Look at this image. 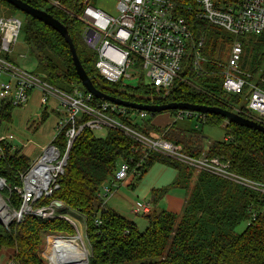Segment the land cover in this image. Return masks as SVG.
<instances>
[{"label": "trees", "instance_id": "obj_1", "mask_svg": "<svg viewBox=\"0 0 264 264\" xmlns=\"http://www.w3.org/2000/svg\"><path fill=\"white\" fill-rule=\"evenodd\" d=\"M24 1L67 25L83 67L95 86L105 93L143 104L188 102L228 110H234L242 100L243 95H229L223 90V64L218 58L234 37L220 27L195 21V37H204L200 48L202 70H196L192 55H187L180 79L164 96L144 84L143 78L138 85L129 86L108 82L100 76L95 66L97 54L84 44V25L73 15L79 13L81 0H54L57 5L51 0ZM0 8L12 15L24 14L21 36L26 57L36 64L33 71L38 76L61 91L69 88L87 91L76 72L69 45L58 31L4 0H0ZM240 40L243 43L240 74L264 90V32ZM94 100L105 101L96 97ZM13 108L10 104L0 106V131L2 122L11 120ZM177 111L148 112L146 118H140V111L128 108L125 115L111 116L147 137L161 134L181 145L188 156L223 157L231 161V169L238 175L253 181L264 179V133L227 122L220 115L205 114L204 119H195L197 124L224 125L227 129V139L205 146L201 129L178 126L176 122L162 128L154 123L159 114L172 116ZM107 128L103 137L96 136L90 128L81 131L69 150L64 172L57 180L58 188L33 204L43 207L57 200L64 204L63 214L82 216L90 251L86 264H264V192L205 170L195 174L193 165L150 149L118 128ZM67 129L52 141L62 154L66 151ZM0 147V180H5L0 195L8 200L11 209L19 210L23 197L17 188L23 187L22 175L32 165L28 156L10 142L1 141ZM123 161L129 163V174H135L136 182L155 163L176 169L175 184L190 189L181 213L154 207L167 189L155 192L154 206L146 215L144 227L109 208L101 190ZM64 216L41 218L28 214L8 226L0 221V252H10L8 264H46L40 254L46 233L75 234L73 223ZM242 224L245 227L239 231Z\"/></svg>", "mask_w": 264, "mask_h": 264}, {"label": "built area", "instance_id": "obj_2", "mask_svg": "<svg viewBox=\"0 0 264 264\" xmlns=\"http://www.w3.org/2000/svg\"><path fill=\"white\" fill-rule=\"evenodd\" d=\"M51 1L57 5V1ZM98 1L81 0L79 13L73 15L84 25L82 40L96 52L95 66L103 79L127 85L125 82L127 78H137L139 83L143 78L144 84L156 89L158 93L162 92L164 96L168 95L175 81L181 77L183 62L187 55H192L194 68L202 70L200 48L204 37L196 38L193 28L195 21H205L234 37L228 52V60L222 69L224 92L229 95H243L233 111L264 125V90L240 74L243 56V43L240 37L260 35L264 32V0H114L122 6L117 13L99 7ZM22 27L23 19L18 16L0 15V77H5V80L0 81V106L8 104L14 107L23 106L29 100L30 93L34 89H39L42 93V103H47L49 95L53 94L65 106L66 113L59 118L56 127L58 133L54 138L66 127L68 129L65 134L67 140L65 153L62 154L58 146L52 142L32 164L29 171L22 175L23 187L17 188L23 197L22 207L19 210L11 209L6 202L12 212L13 221H21L28 214L41 218L57 216V211L63 203L61 201L55 200L49 206L43 207L27 208V204L33 205L37 199L51 195L53 190L58 188L57 180L63 174L67 162L65 155L84 128L92 130L103 127L118 128L150 149L193 165L197 172L205 170L264 192V179L253 181L238 175L232 171L229 159L209 157L205 154L199 158L188 156L182 152L181 145L163 137H147L111 116L125 115L127 107L108 101L97 103L90 92L81 88L75 89L73 94L61 91L52 87L33 70L17 64L11 55L19 43ZM19 56L26 58V54ZM204 115L189 110H178L172 115V123L185 118L204 119ZM147 116V111H140V118ZM80 120L83 122L79 123ZM12 138V135H0V143ZM45 157H48L47 161L56 167V170L49 174L50 184L47 188L49 191L45 194L44 192L36 194L27 190L26 181ZM129 170V163L123 161L112 179L113 182L116 184L126 180L130 176ZM110 192L109 185H103L101 195L105 198ZM34 194L40 197L36 198ZM151 208L152 205L147 202L141 205L140 211L148 215ZM0 219L8 226L9 221L1 217ZM54 237L56 236L47 238L46 248L50 246L52 248L45 256L51 264H61L62 259L72 257L71 252L76 253L77 249L70 246L54 252L52 244L57 239L67 241L74 237L72 239L64 235ZM77 245L86 251V258L81 262L86 264L89 252L82 238H79ZM55 254L62 259L58 260Z\"/></svg>", "mask_w": 264, "mask_h": 264}, {"label": "rangeland", "instance_id": "obj_3", "mask_svg": "<svg viewBox=\"0 0 264 264\" xmlns=\"http://www.w3.org/2000/svg\"><path fill=\"white\" fill-rule=\"evenodd\" d=\"M97 5L111 13H115V12L117 13L119 9L122 8V6L119 5L118 3H115L114 0H99ZM0 15H12V14L8 13V10L0 8ZM14 15L18 16L19 18L23 20L25 19V16L23 13H14ZM229 44L230 43L226 44L222 53H220L219 55L220 57L218 58V61L222 64H224L228 60V56H229L228 52L230 49ZM20 54H27L26 47H25V44L23 43L22 36H20L19 43L16 46L14 53L11 55V58L17 64L24 65L29 70H34L36 67V64L34 63V61L31 60L30 57L28 56L25 59H23L19 56ZM2 80H5L4 76L0 77V81ZM125 82L127 85H132V86L139 84V80L137 78H130V79L127 78L125 79ZM64 91L69 94L74 93V89L72 88L64 89ZM41 96H42L41 91L39 89H34L30 93L29 100L27 101L25 105L14 107L12 109L11 120L9 122L3 121L2 126H1V131H0V134L3 136L5 135L13 136L12 139L10 140L7 139L6 141L13 144V146L21 149L22 154H25L26 156H28L31 165L34 164L40 158V156L44 153V149L47 148L52 143V141L54 140V137L58 133L56 130V127H57L59 118L63 116V114L66 113L65 106L60 102V100L55 95L50 94L49 101L47 103L41 102ZM155 122L154 123L157 126L162 127V128L167 126V124H169L165 122L161 123L160 121H157V120ZM227 122L229 121L227 120ZM176 123H177L176 125L178 126H187L188 128H196L199 130L201 129L203 137H204V141H205V146H207L210 142H213V141L224 140L226 137V133H227V129L224 125L219 126V125H209V124H202V123L197 124L196 120L191 119V118H185L182 120H178ZM107 130H108L107 127H103L102 129H95L94 133L96 136L103 137L106 135ZM154 137H163V136L161 134L160 136H157L154 134ZM195 174H197V171H195ZM139 181L140 180L136 182L134 180V183L136 182L137 184ZM193 184L194 182L191 183V186H190L191 189L193 187ZM118 185H119V182H118ZM115 189L116 187H114V190ZM47 191H49V189L46 190L44 194L47 193ZM0 196H1L0 198L3 201L5 200L6 202H8V200L4 199L2 195ZM34 197L39 198L40 196H37L36 194H34ZM33 206L34 205L27 204V208L33 207ZM63 206L64 204L62 203V206L57 211V215L58 214L65 215L64 217H66L68 220H70L71 223L74 224V228H75L74 231L76 230L75 234H78L79 232L80 235L78 234L77 237H80V236L82 237L83 244L86 245L88 252H90L89 243L87 241V237L85 233L84 219L82 218L80 214H77V216L76 214L75 215L63 214V210H62ZM139 216H141L139 225L140 227H143V224H145V216L143 214ZM138 220L139 219H137V221ZM244 227H245V224H242L240 225L238 230L241 231ZM75 234L71 235V234H66V233H61V232H58V233L47 232L43 238V244L40 249L41 250L40 254L43 257L45 263L51 264L48 257L45 256L48 253L47 251H50L49 249L52 248V246H50L48 249L46 248L48 237L56 236L54 238H57L61 235H64L65 237L72 239L75 236ZM75 238L76 237H74L72 240H75ZM58 240L64 241L63 239H57L56 241L57 243L60 242ZM75 242H76L75 244H77V241ZM55 244L56 243L53 242L52 245L55 247L56 246ZM9 256H10V252L8 250L1 251L0 252V264H8Z\"/></svg>", "mask_w": 264, "mask_h": 264}, {"label": "crops", "instance_id": "obj_4", "mask_svg": "<svg viewBox=\"0 0 264 264\" xmlns=\"http://www.w3.org/2000/svg\"><path fill=\"white\" fill-rule=\"evenodd\" d=\"M156 118L155 121L172 124V116L169 113L159 114ZM177 178L178 171L176 169L168 165L155 163L137 184L134 183L135 174H131L126 180L120 181L119 185L118 183L115 184L113 180L108 181L106 184L113 192L107 195L108 198H104L105 204L128 219L135 221L138 225L141 219L139 215L143 214L145 216L144 227L147 224V214L140 211V207L147 202L153 207L152 201L155 199V192H158V190L167 189L158 198V202L154 207L164 208L177 214L181 213L190 190L176 185ZM114 187H116L115 190ZM137 219L139 220L137 221Z\"/></svg>", "mask_w": 264, "mask_h": 264}, {"label": "water", "instance_id": "obj_5", "mask_svg": "<svg viewBox=\"0 0 264 264\" xmlns=\"http://www.w3.org/2000/svg\"><path fill=\"white\" fill-rule=\"evenodd\" d=\"M4 1L13 5L15 8L19 9L20 11L25 12L26 14L32 16L33 18H36L42 21L43 23H45L46 25L52 27L65 38V40L67 41L69 45L72 59L74 62V66L80 78L81 84L94 97L98 99H103L111 103L122 105L127 108L135 109L137 111H147L153 114L161 113V112L168 111V110H189V111L199 112L203 114L220 115L222 117H225L230 122L236 123L240 126L253 128L255 130H258L264 133V125L262 123L255 121L253 119H250L248 117H245L234 111L220 107V106L199 105V104H193V103H188V102H168L165 104H143V103L134 102L130 100H124L119 97H115L113 95L105 93L104 91L98 89L95 86L92 79L88 75L87 71L83 67L82 62L78 56L76 46L73 42V39L71 38L69 34L67 25L62 23L60 20L55 18L52 14L48 13L46 10L36 8L24 0H4ZM68 156H69V150L66 153L65 157L68 158ZM4 186H5V180L1 179L0 189H2ZM5 204H6V201H5ZM12 222H13V219H11L8 222V225H10ZM61 264H78V263H75V262L64 263L63 262Z\"/></svg>", "mask_w": 264, "mask_h": 264}, {"label": "bare ground", "instance_id": "obj_6", "mask_svg": "<svg viewBox=\"0 0 264 264\" xmlns=\"http://www.w3.org/2000/svg\"><path fill=\"white\" fill-rule=\"evenodd\" d=\"M48 157H45L43 162L39 164L27 177L26 181V188L28 191H31L36 194H41L45 192L50 184V172L53 170H56V167H54L52 164L49 163ZM47 162V163H46ZM0 217L5 221H10L13 218L12 212H10L4 203V201L0 198ZM80 235V234H79ZM79 238L76 237L75 240H58L60 242L55 241V247L54 252H57L58 250H65L72 246L73 248L77 249L76 253L71 252L72 257H65L67 259H62L58 254H55V257L59 260L62 259L64 263L68 262H77L78 264H81V262H84L86 258V251L85 249L80 245H77L79 243ZM77 241V244H75ZM73 253V254H72Z\"/></svg>", "mask_w": 264, "mask_h": 264}]
</instances>
